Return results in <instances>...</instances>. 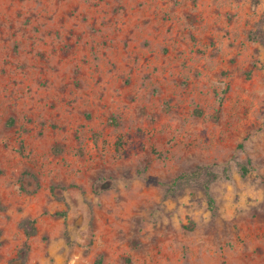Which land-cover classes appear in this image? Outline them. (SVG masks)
Here are the masks:
<instances>
[{"label": "rangeland", "instance_id": "1", "mask_svg": "<svg viewBox=\"0 0 264 264\" xmlns=\"http://www.w3.org/2000/svg\"><path fill=\"white\" fill-rule=\"evenodd\" d=\"M0 264H264V0H0Z\"/></svg>", "mask_w": 264, "mask_h": 264}, {"label": "trees", "instance_id": "2", "mask_svg": "<svg viewBox=\"0 0 264 264\" xmlns=\"http://www.w3.org/2000/svg\"><path fill=\"white\" fill-rule=\"evenodd\" d=\"M243 170L246 171L245 167H244ZM208 203H209L210 205L212 204V199H211V197H210L209 195H208ZM22 227H23V229H24V231H25V233H26L27 235H31V234H33V233L35 232V229H34L33 223H32V221H30V220H24V221L22 222ZM22 253H25V251H22Z\"/></svg>", "mask_w": 264, "mask_h": 264}]
</instances>
